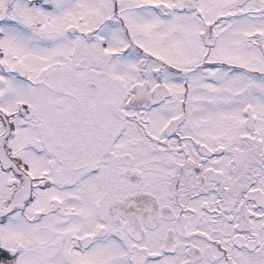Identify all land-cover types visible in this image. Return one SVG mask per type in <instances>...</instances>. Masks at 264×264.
Listing matches in <instances>:
<instances>
[{"label":"snow or ice","instance_id":"obj_1","mask_svg":"<svg viewBox=\"0 0 264 264\" xmlns=\"http://www.w3.org/2000/svg\"><path fill=\"white\" fill-rule=\"evenodd\" d=\"M0 264H264V0H0Z\"/></svg>","mask_w":264,"mask_h":264}]
</instances>
